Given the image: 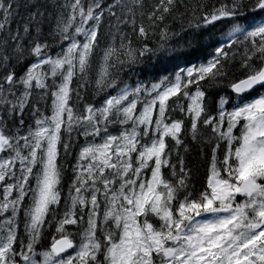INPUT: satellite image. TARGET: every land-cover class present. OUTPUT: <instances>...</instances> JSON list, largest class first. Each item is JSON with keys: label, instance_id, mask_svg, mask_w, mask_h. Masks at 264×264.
Segmentation results:
<instances>
[{"label": "snow or ice", "instance_id": "6c2138e0", "mask_svg": "<svg viewBox=\"0 0 264 264\" xmlns=\"http://www.w3.org/2000/svg\"><path fill=\"white\" fill-rule=\"evenodd\" d=\"M0 264H264V0H0Z\"/></svg>", "mask_w": 264, "mask_h": 264}, {"label": "trees", "instance_id": "16d2710c", "mask_svg": "<svg viewBox=\"0 0 264 264\" xmlns=\"http://www.w3.org/2000/svg\"><path fill=\"white\" fill-rule=\"evenodd\" d=\"M193 2H195V0H193ZM210 2H214V0H210ZM89 99H92V97H89ZM188 160L194 169L200 167L202 164V159L199 156L198 148L196 146H193L192 152L188 156ZM200 175H203V168H200Z\"/></svg>", "mask_w": 264, "mask_h": 264}]
</instances>
